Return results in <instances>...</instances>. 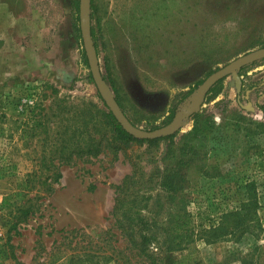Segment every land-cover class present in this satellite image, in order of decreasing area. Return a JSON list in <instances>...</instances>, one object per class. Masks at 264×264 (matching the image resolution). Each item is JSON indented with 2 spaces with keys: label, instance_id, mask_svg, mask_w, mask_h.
Instances as JSON below:
<instances>
[{
  "label": "rangeland",
  "instance_id": "obj_1",
  "mask_svg": "<svg viewBox=\"0 0 264 264\" xmlns=\"http://www.w3.org/2000/svg\"><path fill=\"white\" fill-rule=\"evenodd\" d=\"M90 20L108 86L150 130L190 107L183 91L264 47V0H91ZM78 27L80 0H0V264H150L119 223H169L173 194L192 224L209 225L248 182L262 227L239 241L198 238L195 253L199 264H264V58L208 92L173 139L110 141ZM99 140L98 154L79 151ZM175 157L178 192L161 185Z\"/></svg>",
  "mask_w": 264,
  "mask_h": 264
},
{
  "label": "trees",
  "instance_id": "obj_2",
  "mask_svg": "<svg viewBox=\"0 0 264 264\" xmlns=\"http://www.w3.org/2000/svg\"><path fill=\"white\" fill-rule=\"evenodd\" d=\"M77 9L79 10V2L77 3ZM78 29L80 31V27H78ZM91 31L96 51L99 55V45L93 26H91ZM83 59L87 67L90 69L85 50L83 51ZM89 78L93 83H95L91 72H89ZM104 78L106 77L104 76ZM223 79L219 80L210 89L209 92L217 90L219 84L222 83ZM98 94L106 107L103 110L101 109L103 124L99 129V132H102V136L100 138H105L108 136V138L111 139L110 141L119 140L123 141L124 143H128L131 141H148L151 145H157L161 140L169 138L173 139V137L175 136V133L164 135L158 138H139L134 136L133 134L128 132L117 120L113 112L109 109V107L103 100L99 91ZM193 94L194 90L189 89L187 91H183L181 96L182 98H193ZM116 98L125 111L121 99L118 96H116ZM262 108L264 109V104H262ZM174 115H176V112L173 108L170 114L167 116L166 120H164L163 124L170 122ZM131 120L134 124H137L135 120ZM158 127H160V125L153 126V128ZM197 129H195L194 132L197 131ZM102 146L103 144L101 143V140L96 142L92 141L88 144V146L81 148L79 151L96 155L100 152ZM175 163L176 164L174 165V167L170 170L168 168L165 169L166 175L161 181V185H163L166 189L171 190L172 192L179 191L178 188L181 186L184 174L182 172L183 167L181 165L185 164V160L183 158L179 160L177 159V157H175ZM59 177L60 174L54 179L59 180ZM133 180V174H129L128 176H126L125 181L122 184L118 185V188H121L120 194L117 196L118 207L121 208L120 204L125 203V195H129V197H132L133 190L125 191L123 197L121 196V193L124 189L130 187ZM244 187V196L239 203V206L229 207L228 209L223 210V212L219 216L218 221H212L209 225L200 224L195 226L194 224H192L190 214H187L186 211L185 214L182 213V206H180L181 200L177 201V197L175 195L169 194V199L172 203L169 204V208L167 207V210L168 212H170V215L174 214V218L169 223L160 224L158 223L157 219H155L153 221H150L151 224L142 225L130 221L121 222L119 223V226L122 228V231L129 237L130 243L136 250V254H138V257L149 261L150 264H187L186 261H189L190 259H193L194 264H199L194 246L198 238L203 239L207 243H214L220 240L239 241L245 234L250 232L253 233L259 227H262L258 213L260 205L255 184L254 182H248ZM157 207H161L162 209L163 205L159 203ZM177 207L178 210L173 211V209ZM132 208L133 206H126V210L132 211ZM137 213H139V211ZM195 227L197 228V230ZM198 228L200 230H198ZM160 232L162 236H159ZM153 242L155 244H152ZM177 252L181 253L180 257L176 255ZM242 257L244 258V256ZM243 261L245 264H252V262H248L247 260L246 262L245 260Z\"/></svg>",
  "mask_w": 264,
  "mask_h": 264
},
{
  "label": "water",
  "instance_id": "obj_3",
  "mask_svg": "<svg viewBox=\"0 0 264 264\" xmlns=\"http://www.w3.org/2000/svg\"><path fill=\"white\" fill-rule=\"evenodd\" d=\"M90 6L91 0H80V27L92 76L99 93L117 120L128 132L139 138H158L164 135L175 133L187 118L194 115L207 93L219 80L230 74L237 73L238 70L245 65L264 58V47H260L240 55L225 65L219 67L217 70L212 72L199 86L198 90L193 96L191 105L187 110L179 112L169 123L163 126L153 130L145 129L132 122V120L121 107L116 96L104 78L100 59L92 37Z\"/></svg>",
  "mask_w": 264,
  "mask_h": 264
}]
</instances>
